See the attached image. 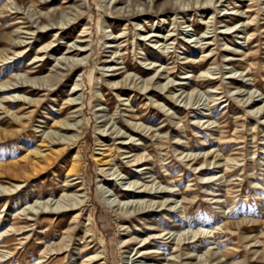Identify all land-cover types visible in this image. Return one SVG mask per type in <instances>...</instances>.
Instances as JSON below:
<instances>
[{"label":"rangeland","instance_id":"374dc122","mask_svg":"<svg viewBox=\"0 0 264 264\" xmlns=\"http://www.w3.org/2000/svg\"><path fill=\"white\" fill-rule=\"evenodd\" d=\"M165 1L0 0V264H264V0Z\"/></svg>","mask_w":264,"mask_h":264},{"label":"bare ground","instance_id":"6f19581e","mask_svg":"<svg viewBox=\"0 0 264 264\" xmlns=\"http://www.w3.org/2000/svg\"><path fill=\"white\" fill-rule=\"evenodd\" d=\"M153 3H154V0H153ZM55 9V8H54ZM161 9L163 10H168V9H174V5H173V0H166L162 5H161ZM53 25V24H52ZM41 28H46V26H41ZM3 38V37H2ZM10 38V37H9ZM23 44V43H22ZM72 47V46H71ZM69 47V48H71ZM47 49V47H44V49ZM42 49V48H41ZM82 49V48H81ZM79 50V51H84L85 48H83V50ZM78 81V80H77ZM232 82V81H231ZM17 84V83H16ZM10 85H15V84H10V83H6V84H0V108H2L4 110V113L6 114H9V113H12V110L10 108L9 105L5 104L4 102H9V101H15L16 103H31L33 100H28L25 96L26 95H20L18 94L19 96H17L16 94L14 93H10L12 90H15L19 87L15 86L14 88H12ZM17 87V88H16ZM78 87H80V85L76 82L75 83V87L74 89L76 90ZM14 92V91H13ZM8 94H11V95H8ZM80 97H77V98H74L72 101H77L79 100ZM36 104L37 105H40L42 103V99H36L35 100ZM69 103V102H68ZM78 104V103H76ZM14 105V104H13ZM81 105V104H80ZM16 106V105H15ZM14 106V107H15ZM13 108V107H12ZM80 110V109H79ZM262 110V109H261ZM260 110V111H261ZM11 115H13L16 120H19L21 119V115L18 116V113H12ZM53 124L54 125H57L59 124L62 128H66L67 126H69L70 124L68 122H65L64 120H60V119H57L55 116L53 117ZM74 125V124H73ZM66 126V127H65ZM67 129H69L67 127ZM0 133H4L5 135L8 134V129L5 127L3 129L0 128ZM0 134V135H1ZM13 134V133H12ZM58 140V139H57ZM55 137H51V138H48L47 137H44L43 139H41V142L44 146H46V149L44 151H38V150H35L33 153V155H30L31 152H29L27 155L24 156V158L27 160L28 159V163L30 164V166H32L34 168V171L35 169H37L38 167H40L41 165L45 163H50L51 161H53L54 159H59V158H66L67 156L66 155H72V152L71 150L76 148L77 151L75 152V154L73 155V160H72V163L69 167V170H68V174H72L73 176H76L75 178L76 179H81L82 176H81V160H82V149L77 145L75 147H73V144L76 143V142H73L72 144L68 145L64 142H60V141H57ZM110 149V148H109ZM113 149V148H112ZM40 150V149H39ZM111 150V149H110ZM113 151H111L110 153H107V151H104L102 152L101 154L105 157V158H108L110 156H113L112 153ZM117 153V151H116ZM117 156V155H116ZM71 157V156H70ZM129 157V156H127ZM138 158V157H137ZM103 159V158H102ZM104 161L107 163V162H110L111 159H107ZM103 161V162H104ZM133 161V160H132ZM135 161V160H134ZM133 163V162H132ZM138 163V162H136ZM135 163V164H136ZM48 165V164H47ZM41 169V168H40ZM24 170V169H23ZM22 170V171H23ZM15 172H17L16 170H14ZM21 171V172H22ZM26 171V170H25ZM24 171V172H25ZM28 171V170H27ZM23 172V174H25ZM20 173V172H19ZM17 174V173H15ZM99 174V173H98ZM103 176V175H102ZM66 182V181H65ZM99 182H101V180H99ZM130 182V181H129ZM83 184V183H82ZM69 185L66 183V186ZM82 186V185H81ZM133 188V187H132ZM129 188H121V192L122 191H127V192H136L137 190L135 191H132V190H129ZM147 190V188H146ZM168 189H166L165 193L167 192ZM107 191V190H106ZM138 193H142V192H145V190H139L137 191ZM106 193V192H104ZM170 193V192H169ZM116 194V193H115ZM68 194L65 192V193H62L60 197L58 198H53V197H48L46 198L45 200H43L42 202H38L36 201L37 203H39L38 205H31L29 207H26L27 209L28 208H44L45 210L47 209L49 211V213H56L57 210H59L61 207H64V208H67L68 210L67 211H71V210H74V208L76 206H80V204L83 205V203L85 202L84 200H81V202L79 204H74L72 202L70 203H67L66 201V196ZM117 195V194H116ZM86 197V196H85ZM117 197L119 198V196L117 195ZM170 198H172L171 196H168V197H165V199L168 201ZM164 199V198H163ZM123 199H121V202L123 203H118V204H115V202H111V199H108V204L110 207H113L114 205H121L122 206H133L135 203H139L141 201H145V199H139V200H133L132 202L129 200L127 201H122ZM119 201V200H118ZM167 201H164V202H167ZM153 203V201H151ZM35 203V202H34ZM163 203V202H162ZM43 205V206H42ZM129 206V207H130ZM25 208V209H26ZM26 209V210H27ZM49 224L53 225L52 222H49ZM62 223H59V226L61 225ZM197 233V232H196ZM133 239V238H132ZM134 240V239H133ZM136 240V239H135ZM131 241V240H130ZM144 241V240H143ZM2 242V241H1ZM124 243H127V240L123 241ZM122 242V243H123ZM142 249H139L137 252H142L141 251ZM1 252V251H0ZM3 252V251H2ZM6 252V251H5ZM11 252H7V254H10ZM97 254V253H96ZM140 254V253H139ZM145 254V253H144ZM144 254H142L140 257H142ZM98 255V254H97ZM216 255V254H215ZM4 256H7L5 254H3L2 256L0 257H4ZM147 256V255H146ZM138 261H134L133 264H136ZM81 264H85V263H81Z\"/></svg>","mask_w":264,"mask_h":264}]
</instances>
